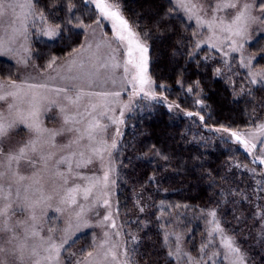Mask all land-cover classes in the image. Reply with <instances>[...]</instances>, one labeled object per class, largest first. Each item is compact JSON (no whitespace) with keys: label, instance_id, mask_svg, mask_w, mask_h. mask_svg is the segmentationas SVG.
Returning <instances> with one entry per match:
<instances>
[{"label":"trees","instance_id":"trees-1","mask_svg":"<svg viewBox=\"0 0 264 264\" xmlns=\"http://www.w3.org/2000/svg\"><path fill=\"white\" fill-rule=\"evenodd\" d=\"M119 2L129 22L147 33L148 72L159 96L140 100L126 116L116 156L117 208L131 264H175L165 231L169 223L161 215L180 218L185 245L195 254L204 236L201 208H214L249 261L264 264V169L224 131L261 120L264 83L253 85L234 65L226 69L211 50L195 49L193 26L170 0ZM35 7L48 23L61 25L54 39L33 42L40 66L78 47L84 29L77 24L98 17L86 0H35ZM249 48L262 51L264 38ZM12 67L0 60L1 78L13 76Z\"/></svg>","mask_w":264,"mask_h":264},{"label":"snow or ice","instance_id":"snow-or-ice-1","mask_svg":"<svg viewBox=\"0 0 264 264\" xmlns=\"http://www.w3.org/2000/svg\"><path fill=\"white\" fill-rule=\"evenodd\" d=\"M86 3L93 4L98 12V18L94 21L96 25H101L103 21L110 24L112 31L110 41H114L117 45L112 49L111 67H123V80L131 86L134 95L143 93L145 96L151 95L154 99L155 94L151 92L153 81L148 75L149 48L142 40L141 34L125 17L119 0H86ZM176 3L189 13L190 19L193 15L196 16L198 27L207 26L209 32L212 33L208 37L209 41L219 38L216 36L217 29L222 33H228L226 39H231L233 52L240 51L244 47L242 43L232 39L233 37L242 38L251 25L264 22V0H244L242 4L240 0H216L213 5L196 3L194 0H176ZM34 5L35 0H25V3H19L15 7L21 9L27 7L32 10ZM9 6L11 7V5ZM74 7V5L69 7L68 12L72 13ZM225 9H235L236 11L231 16L220 17L217 15L218 12ZM256 10L260 15L254 14ZM5 12L4 0H0V17ZM200 13H203V16ZM37 18L45 25L48 24L43 10H40ZM23 23L22 21L21 27H23ZM72 23V18L69 16L67 24ZM77 27L89 28L91 25L80 22ZM60 30L61 25L56 24L55 27H45L43 32L53 38L58 36ZM196 34L194 33V35ZM144 35L146 36L147 33ZM4 44L5 41L0 40V49L4 47ZM211 46L216 47L215 44ZM87 47L90 48L91 45ZM109 47H111V43H109ZM121 49L126 57L122 65L116 61L115 55ZM84 51H86L84 45L72 50V53L69 54L70 57H73L68 62L69 69L76 64L75 56ZM55 62L56 59L53 58L48 67L52 68ZM250 63L251 61H249ZM216 71L219 74L220 70ZM249 75L252 77L251 84L264 83V72H250ZM11 87L16 91L2 92L3 85H0V101H6L8 97H12L13 101H18V103L8 104V115L0 112V264H61L62 249L70 243L71 224L64 229L65 235L58 242L54 236L56 229L48 228L47 234H42L43 229L39 226L40 217L37 215V211L50 208L55 199L58 202L57 212H69L78 221L83 219L86 208L84 204L78 203L77 197L81 196L83 200L88 201L101 182L98 178L84 175L79 169L87 168L93 163L94 158H99L101 161L104 159L103 153L107 151V148L103 145L106 144V141L100 134L107 129L108 125L102 124L99 117L106 116L108 109L106 105L91 104L90 110L86 107L85 111L81 112L79 110L81 101L85 96L118 97L120 93H92L77 89L74 95H70V90L67 88L48 89L45 84H27L25 87L13 83ZM37 89H48V91L55 92L58 97L62 95L66 103L50 99ZM189 91L192 89L190 88ZM197 103L200 101L198 100ZM20 104L27 106L21 108ZM53 105L59 108L62 122L59 127L47 128L43 126L41 116ZM175 106L179 107V105ZM169 107L171 108L172 105ZM98 108H104V110L97 114ZM120 114L123 116V109ZM188 115L193 114L188 113ZM108 119L113 124L123 123L122 120L115 117H108ZM21 124L28 129L29 137L16 146L6 148L5 141L9 138L11 131ZM224 131H228V129H224ZM258 131L264 134V123L258 125ZM117 132L119 133V129ZM231 136L243 144L250 153L252 149L256 148L255 143L250 144L249 141L242 139L238 132H231ZM58 137L62 138L63 142L58 141ZM261 142L264 143V141ZM115 146L113 142L112 147L115 148ZM260 163L264 164V159H261ZM22 164L32 169L31 175L22 173ZM45 176L55 185L51 192H47L45 189L47 183ZM78 181H88V183L82 186ZM108 181L109 173L105 172L103 177L105 187ZM103 203L108 205V200L105 199ZM18 213L27 215L24 219L13 220V217H16ZM209 215L214 218L216 213L212 211ZM109 220H111V213L103 217L104 222ZM210 223L214 224V227L208 233L209 236L212 235V232L222 233L218 222L213 220ZM112 226L114 227V223ZM104 236L108 237V233L105 232ZM132 239L135 241L137 238L132 237ZM107 242V240L101 242L100 249H104ZM221 242L229 252H239V249L233 246V240L230 237L222 234ZM115 248L116 245L113 244L104 251V259L106 260L110 256L115 264H122L117 258ZM132 252L135 253L136 249H132ZM127 254V251L122 253V255ZM92 257L93 252H88L87 256L83 260H77L76 264H91L90 258ZM97 264L100 262L98 261ZM123 264H130V261L126 259Z\"/></svg>","mask_w":264,"mask_h":264},{"label":"rangeland","instance_id":"rangeland-1","mask_svg":"<svg viewBox=\"0 0 264 264\" xmlns=\"http://www.w3.org/2000/svg\"><path fill=\"white\" fill-rule=\"evenodd\" d=\"M170 2L173 8L193 26L194 33H197L194 35L195 49L206 47L211 50V52L215 53L220 59L226 69L234 65L242 70L248 82L252 79L249 75L250 72H264V61L262 64L257 63L260 58H264V49H262V51L257 50L253 52L249 48V45L255 42L259 37L264 38V22L251 25L242 38L233 37L232 39H236L239 43L244 45L240 51L233 52L231 50V39H226L228 33H222L217 29L216 36L219 38H214L209 41L208 37L212 35V33L209 32L207 26L198 27L195 15L190 19L189 13L183 8H180L176 0H170ZM194 2L204 5H213L216 0H194ZM243 2L244 0H240L241 4ZM4 3L6 12L0 17V40L5 41V44L4 47L0 49V60L7 61L11 64V67L13 65V76H10L9 72L6 73L5 78H1L0 76V85H3L2 92L16 91V89L11 87V85L15 83L25 87L27 84H45L48 86V89L64 87L70 90V95H74L77 89L92 93H120L118 97L108 96L105 98L85 96L81 101L79 109L81 112L85 111L86 107L90 110L91 104L106 105L108 109L106 116L99 117L102 124L108 125L107 129L100 134L103 140L106 141V144L103 145V147L107 148V151L103 153L104 159L101 161L99 158H94L93 163L87 168L79 169L80 172L88 177L98 178L101 183L98 188L94 190V195L90 196L88 201L83 200L81 196L77 197L78 203L84 204L86 208L83 219L80 221L69 212H57L56 207L58 206V202L55 199L52 201V206L50 208H46L43 211L38 210L37 215L40 217L39 226L43 229L42 234L46 235L48 228H54L56 229L54 236L59 242L65 235L64 229L68 228L69 224H71V239L70 243L65 245L64 249H62L61 264H76V261L83 260L88 252H93V257L90 258L91 264H97L98 261L100 264H115L110 256L106 260L103 256V252L113 244L116 245L115 252L122 264L126 259L130 261L129 254L122 255V253L126 251L128 253L126 241L128 237H126V228L120 219L117 208L118 168L116 156L123 134L126 116L130 114L135 104L140 100L155 101L159 99L154 81L148 72V75L153 81L151 92L155 94L154 99L151 95L145 96L143 93L134 95L131 86L123 80V67H111L112 61L110 57L113 55L112 49L116 48L117 45L114 41H110L112 31L107 21H103L101 25H96L94 20L88 24L91 25V27L83 28L84 36L82 42L75 49L84 45L86 51L75 56L76 64L73 65L71 69H69L68 62L73 58L69 55L72 51L63 57L55 58L56 62L52 68L48 67L52 59L45 66H40L33 56V42L35 40L40 41L41 39H54L55 37L50 38L45 35L43 29L47 26H55L50 23L45 25L37 18L39 12L35 5L32 10L27 7L24 9L15 7V5L19 3H25V0H4ZM9 5H11V7ZM90 5L94 7L93 4L90 3ZM235 11V9H225L222 12H218L217 15L220 17L231 16L235 14ZM254 14L260 15L258 10H256ZM200 15L203 16V13H200ZM25 17H27V19H25ZM22 21L24 22L23 27H21ZM132 25L135 27L136 31L141 34V38L145 42L143 32L139 25L137 23ZM109 43H111V47H109ZM212 44H215L216 47H212ZM88 45H91V47L88 48ZM97 45H99V47H97ZM197 45H199V47H197ZM115 55L116 61L122 65L123 60L126 58L123 49L115 53ZM249 61H251L250 64ZM72 77L75 79H70ZM257 79L259 80V77H257ZM113 81H115V83H113ZM48 89H37V91L47 95L50 99L58 100L60 103H66L62 95L58 97L55 92L48 91ZM25 99H27V97H25ZM14 102L18 103V101H13L12 97H8L6 101H0V112L8 115V104ZM26 106L25 104H20L21 108H25ZM121 109H123V116L120 114ZM103 110L104 108H98L97 114L99 111ZM108 117H115L122 120L123 123L113 124ZM41 119L43 126L47 128L59 127L62 122L59 108L55 105L43 112ZM262 123H264V115L255 126L235 131L240 133L242 139L249 141L250 144H256V148L252 149L251 153L246 150L243 144H241V147L248 152L253 159L255 157V160L258 161L264 159V143L261 142L264 141V134L258 131V125ZM117 129H119V133ZM231 132L232 131H226L229 136H231ZM29 135L30 133L24 125H18L11 131L9 138L5 141V147L18 145L26 140ZM57 139L63 142L62 138L58 137ZM113 142L116 145L115 148L112 147ZM262 166L264 169V164H262ZM21 171L25 175H31L32 173V169L24 164L21 165ZM105 172L109 173V181L106 187L103 185ZM45 180L47 181L45 189L47 192H51L55 185L47 176H45ZM78 183L83 186L86 185L88 181H78ZM105 199L108 200V205H104L103 201ZM212 211L216 213L214 218L209 215ZM45 212L46 214H44ZM108 213H111V220L104 222L103 217ZM26 215V213L23 215L18 213L16 217H13V220L17 218L24 219ZM172 215V213L169 214L170 217H172ZM199 215L203 222L204 236L203 243H201L200 247L198 246V251L195 254L190 252L185 245L181 226L177 222L180 221V218L174 219V216L172 219L166 220L167 217L161 215V217L164 218H162L163 221H168L169 223L168 225L163 223V227L166 225L168 226L165 229L167 243L170 246L171 255L175 260V264H241V260L242 264H252L244 248L237 242L236 238L223 228L214 208H201ZM213 220L219 223L222 233L212 232V235L209 236L208 233L214 227V224L210 223V221ZM113 223L114 227L112 226ZM77 225H79V227H77ZM105 232L108 233V237L104 236ZM117 233H119V235H117ZM222 234L233 240V246L238 248L239 252H229L228 249L223 246L221 242ZM104 240L108 242L105 244L104 249H100L99 246Z\"/></svg>","mask_w":264,"mask_h":264}]
</instances>
